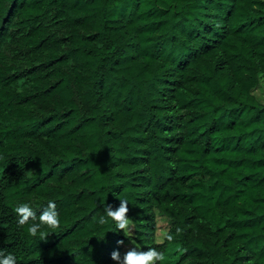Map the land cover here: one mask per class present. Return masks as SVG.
<instances>
[{"label":"trees","instance_id":"trees-1","mask_svg":"<svg viewBox=\"0 0 264 264\" xmlns=\"http://www.w3.org/2000/svg\"><path fill=\"white\" fill-rule=\"evenodd\" d=\"M260 85L264 0H0V248L118 264L133 239L156 264H264ZM49 198L58 226L17 224L15 202ZM120 198L132 235L99 222Z\"/></svg>","mask_w":264,"mask_h":264},{"label":"clouds","instance_id":"clouds-1","mask_svg":"<svg viewBox=\"0 0 264 264\" xmlns=\"http://www.w3.org/2000/svg\"><path fill=\"white\" fill-rule=\"evenodd\" d=\"M16 215V222L19 225H27V231L33 235H45L42 226L56 227L60 224V214L56 206V200L49 198L43 205L42 210L38 213L34 210L31 200H20L13 205ZM106 215L99 217V222H104L105 219L111 217L115 222V228L118 230L125 229L131 221L129 212V203L126 198H120L119 204L113 207L110 203L104 205ZM32 221L29 222V218ZM171 234H168V239H171ZM122 243V241H117ZM111 258L117 261L118 264H156L164 258V252L157 247L141 248L137 246L129 247L121 254L118 248H114L110 253ZM0 264H17V256L13 251H6L0 248Z\"/></svg>","mask_w":264,"mask_h":264},{"label":"rangeland","instance_id":"rangeland-1","mask_svg":"<svg viewBox=\"0 0 264 264\" xmlns=\"http://www.w3.org/2000/svg\"><path fill=\"white\" fill-rule=\"evenodd\" d=\"M256 93H258L259 95H261V93H264V86L260 85L256 89ZM125 229L126 231H128L129 235H132V233L129 232L132 230L130 224ZM168 229L169 227H168V222L166 218L156 213L155 218H154V230H153V238L155 242L161 243L164 240L165 235L168 232ZM132 246H137L136 242L133 239L124 241L122 244L121 252L122 253L125 252L129 247H132Z\"/></svg>","mask_w":264,"mask_h":264}]
</instances>
